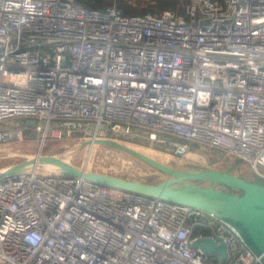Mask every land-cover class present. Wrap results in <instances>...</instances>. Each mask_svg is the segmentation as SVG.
Listing matches in <instances>:
<instances>
[{"label": "built area", "instance_id": "2783aa9c", "mask_svg": "<svg viewBox=\"0 0 264 264\" xmlns=\"http://www.w3.org/2000/svg\"><path fill=\"white\" fill-rule=\"evenodd\" d=\"M16 118L43 138L52 123L92 142L170 137L176 157L215 149L264 183V0L129 16L118 0H0V124ZM214 237L222 264H262L232 226L187 206L39 166L0 180V264H206L190 244Z\"/></svg>", "mask_w": 264, "mask_h": 264}, {"label": "rangeland", "instance_id": "374dc122", "mask_svg": "<svg viewBox=\"0 0 264 264\" xmlns=\"http://www.w3.org/2000/svg\"><path fill=\"white\" fill-rule=\"evenodd\" d=\"M123 2L134 12H138L150 7H156L157 0H118ZM184 0H178L177 5ZM177 7V6H176ZM33 119L16 118L0 124V130L11 137L0 141V172L22 163L26 160L34 159L38 156H53L62 159L65 163L84 170L86 161H89L87 172L100 173L105 175L126 178L147 184H157L167 180L168 176L151 168L147 164L139 161L131 155L103 145L90 144L92 136L82 131L74 132L71 137L52 135L53 129L58 128L57 123H52L47 135L43 138L42 133L35 130ZM37 125H43L36 121ZM28 134L25 135V131ZM145 138L139 145L134 144L133 137L114 136L110 132H105L98 138L112 141L134 151L150 157L159 163L166 165L180 172L195 170H217L229 172L230 174L253 181V176L249 168L239 163L238 160L226 157L222 152L208 147H201L189 144L192 150L185 157H176L173 150L167 146L173 140L170 137L163 138L164 144L150 142L145 131H139ZM39 172L43 174H56L46 167L39 166ZM201 187H212L215 190L229 192L226 188L210 183H198ZM206 256L204 263H208Z\"/></svg>", "mask_w": 264, "mask_h": 264}, {"label": "water", "instance_id": "95a60500", "mask_svg": "<svg viewBox=\"0 0 264 264\" xmlns=\"http://www.w3.org/2000/svg\"><path fill=\"white\" fill-rule=\"evenodd\" d=\"M90 144L121 150L168 176V179L157 184H147L80 170L57 157L38 156L1 171L0 180L3 181L7 177L20 174L29 167L48 164L58 167L61 176L66 179L81 178L103 187L120 189L147 198L187 206L232 226L248 249L256 256H260L261 263L264 264V183L262 181L257 179L247 181L229 172L217 170L180 172L131 148L106 139L94 140ZM239 163L241 162L239 161ZM204 182L223 186L229 190H237L240 195L197 185ZM190 248L200 251L205 256L216 257L220 264L224 263L228 256L227 247L218 237L198 238L190 244Z\"/></svg>", "mask_w": 264, "mask_h": 264}, {"label": "trees", "instance_id": "16d2710c", "mask_svg": "<svg viewBox=\"0 0 264 264\" xmlns=\"http://www.w3.org/2000/svg\"><path fill=\"white\" fill-rule=\"evenodd\" d=\"M177 2H178V0H157L156 1V7H150L149 9L146 8L144 10H141V11H138V12H134L130 8H128L123 2L121 3V1H120L119 8L122 10L123 14L126 15V16L144 14L146 12H151L153 14H159L163 10L175 9L176 6H177ZM139 133H140L139 131L136 132V133L134 132V136L136 135L137 138L133 140V143L137 144V145H139L141 143V140L144 141V139H145L143 137V135H141ZM27 134H28V130L25 131V135H27ZM188 148L190 150L193 149V148H191V146H189V144H188ZM227 190H229V189H227ZM212 264H220V263L214 262Z\"/></svg>", "mask_w": 264, "mask_h": 264}, {"label": "bare ground", "instance_id": "6f19581e", "mask_svg": "<svg viewBox=\"0 0 264 264\" xmlns=\"http://www.w3.org/2000/svg\"><path fill=\"white\" fill-rule=\"evenodd\" d=\"M42 167H46L47 169H50V171H54L55 173H60V169L53 165L43 164Z\"/></svg>", "mask_w": 264, "mask_h": 264}, {"label": "crops", "instance_id": "0c3cea01", "mask_svg": "<svg viewBox=\"0 0 264 264\" xmlns=\"http://www.w3.org/2000/svg\"><path fill=\"white\" fill-rule=\"evenodd\" d=\"M201 230H202V229H201ZM201 230L197 229L195 233L202 232ZM208 258H209V261H210L211 263L217 262L216 257H214V256H210V257H208ZM217 263H218V262H217Z\"/></svg>", "mask_w": 264, "mask_h": 264}, {"label": "flooded vegetation", "instance_id": "af4514ba", "mask_svg": "<svg viewBox=\"0 0 264 264\" xmlns=\"http://www.w3.org/2000/svg\"><path fill=\"white\" fill-rule=\"evenodd\" d=\"M228 191H229V193H232L234 195H240V192L237 190H228Z\"/></svg>", "mask_w": 264, "mask_h": 264}]
</instances>
